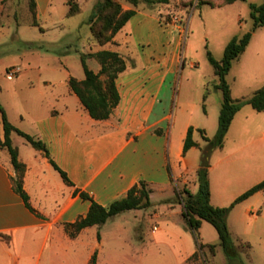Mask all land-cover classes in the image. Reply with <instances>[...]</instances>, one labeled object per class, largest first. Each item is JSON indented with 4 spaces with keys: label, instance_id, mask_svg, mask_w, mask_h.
I'll list each match as a JSON object with an SVG mask.
<instances>
[{
    "label": "crops",
    "instance_id": "crops-1",
    "mask_svg": "<svg viewBox=\"0 0 264 264\" xmlns=\"http://www.w3.org/2000/svg\"><path fill=\"white\" fill-rule=\"evenodd\" d=\"M70 1L35 0L40 25L36 27L31 24L29 0H23L22 20L0 26V67L6 72L12 67H20L22 71L15 80L5 78L0 86V104L11 124L44 142L49 152L48 157L31 145L33 151H29L25 143L21 148L15 144L16 134L12 137L19 149L20 162L26 166L24 190L29 196L31 210L15 192L13 178L17 173L9 155L0 150V234L11 239L10 242L0 240V264H107L110 255L130 248H136L140 253L146 247L148 249L149 243L157 248L178 244L179 251L173 250L175 264H189L197 250L190 243L186 229L182 228L185 219L179 191L187 189L194 195L198 193L197 172L203 151L208 147L204 135L211 138L206 135L205 128L187 122L184 111L180 113V120H176L175 91L168 86L169 78L175 75L173 69L170 67L163 72L155 65L148 70L143 57L133 60L120 53L128 66L117 80L120 103L109 119L97 121L69 86L72 78L85 80L82 63L74 68L66 64L64 69L56 64L48 69L41 68L39 58L45 59L33 57L38 47L27 46L33 45L31 41L18 36V41L30 49L23 53L14 48L7 49V44L1 41L4 30L14 27L19 30L38 28L43 33L46 29L61 28L64 37L74 32L77 35L83 25L66 24V20L85 12V6L91 7L93 13L98 0H75L81 12L72 17L68 16ZM2 2L0 0V11L3 10ZM122 6L125 11L136 12L139 7L129 3ZM90 20L84 23L89 30ZM128 24L111 43L120 45L119 36L127 30ZM244 54L235 63L240 62ZM14 55L18 57H11ZM89 60L96 59H88L87 65ZM179 60L176 57L173 62L181 64ZM88 67L95 73L102 69L101 65L97 70ZM250 115L233 146L229 148L226 137L225 146L211 155L209 178L211 204L215 207H230L240 196L264 181L243 190L238 186L252 173H264V130L255 133L264 126V118ZM235 122L236 117L230 130ZM191 127L195 129L193 140L199 147L184 154ZM199 130L204 135L198 133ZM197 134L202 136V142L196 140ZM51 161L68 175L71 186L64 182ZM141 182L150 191L151 207L125 212L101 227L86 228L76 238H71L66 225L86 217L92 205L90 200L81 198V193L108 207L125 198ZM152 207L156 211L150 214L147 210ZM126 214H133L135 223L132 228L135 242L130 244L124 238L128 230L119 221ZM256 218L262 223H255ZM146 221L156 222L150 241ZM228 225L236 244L242 241L251 245L250 258L258 246L264 247V190L238 204L230 213Z\"/></svg>",
    "mask_w": 264,
    "mask_h": 264
},
{
    "label": "rangeland",
    "instance_id": "rangeland-1",
    "mask_svg": "<svg viewBox=\"0 0 264 264\" xmlns=\"http://www.w3.org/2000/svg\"><path fill=\"white\" fill-rule=\"evenodd\" d=\"M118 1L121 4L127 3L126 0ZM224 1L168 0L164 3L155 4L156 7L140 5L128 24L127 30L120 34L118 41L120 45L111 43L100 46L94 41L89 28L84 25L93 15L91 7L88 6H85L86 11L82 14L66 20V24L75 25L79 23L83 25L77 31V35L74 32L73 35L64 37L61 28L46 29V32L43 33L38 28L23 27L19 30L14 27L4 30L1 41L7 44V49L14 48L20 50V53L30 49L27 47L29 45L25 46L18 41V36H21L23 40L31 41L33 45L38 47L33 57L45 59V61H41L39 58L40 67L44 66L45 69L55 64L62 69L65 68L64 64L73 68L76 65L80 67L82 55L95 54L109 49L121 53L124 57H131L133 60L143 57L145 63H148L146 65L148 70L152 69L150 66L156 65L157 69L165 72L171 67L175 75L169 78L168 86L175 91L174 106L178 115L176 120H180V113L184 111L187 122L193 126L205 128L206 135L213 139L219 130L223 94L215 88L217 79L214 76L208 53L211 52L215 59L222 60L230 41L235 37H242L250 32L254 26L249 4L261 5L264 2V0L238 1L222 8H213L206 4L211 3L220 6ZM177 15L179 19L174 26L172 18ZM79 37H81L80 40ZM176 57H179L181 64L173 62ZM130 62L133 64L132 61ZM88 65L94 70L100 67L96 60H89ZM6 76L5 68L0 67V86L5 82ZM227 81L232 88L234 99L241 101L248 100L255 92L264 87V27L259 29L253 37L241 61L233 64ZM207 87L210 89V94L206 101L205 111L204 95ZM183 103H186V106H183ZM251 113L257 119L264 118V114H259L250 105L243 104L236 115V122L227 136L229 148L233 146L236 136L243 133L245 121L247 118H251ZM262 130H264V126L256 129L255 133L260 134ZM198 133H201L200 130ZM14 138L17 146L23 148L22 144L25 143L27 149L33 151L30 144H27L23 138L16 135ZM195 138L202 142L200 134H197ZM213 154L214 152H212ZM263 180L264 173H252L247 181L238 186L243 190V188H249ZM147 211L153 214L156 208L152 207ZM119 221L128 230L124 236L125 240L128 244L134 243L132 228L135 223L133 214H126L125 218ZM259 222L260 220L256 218L255 223ZM155 225V221H146L145 223L149 241L152 239V230ZM183 225L182 228L183 230L186 229L190 243L192 242L194 249L198 251L199 245L196 235L188 227L186 221ZM201 237L205 244L220 243L216 229L207 222L201 229ZM148 246V249L146 247L140 253L136 248L123 249L110 255L107 264H175L173 250L179 251L180 246L178 244L174 243L173 246L169 245L162 248L151 246V243ZM189 264H230V261L222 248H219L215 259L205 249L199 257L190 261ZM238 264H264V247L258 246L256 250L251 252V258L245 253H240Z\"/></svg>",
    "mask_w": 264,
    "mask_h": 264
},
{
    "label": "trees",
    "instance_id": "trees-1",
    "mask_svg": "<svg viewBox=\"0 0 264 264\" xmlns=\"http://www.w3.org/2000/svg\"><path fill=\"white\" fill-rule=\"evenodd\" d=\"M22 1L23 0H3V10L0 11V26L7 25L12 20L16 23L22 20ZM167 1L168 0H126L127 3L134 7H138L140 4L155 5ZM238 1L247 2V0H225L220 6H215L211 3L206 4L213 8H221L232 5ZM249 5L251 17L254 21L252 30L242 37L233 38L227 45L222 60L219 61L213 57L211 52L208 53L210 63L217 78L215 88L222 92L223 103L220 111L219 130L217 135L213 139H208L205 137L204 132L200 131L204 135V140L208 142V147L203 151L204 157L202 158L200 169L197 172L199 191L196 195L192 194L187 189L179 191L180 202L183 205V218L188 227L196 235L199 245V250L192 257V260L199 257L201 252L205 249H208L210 255L214 258L217 255L219 247L224 250L230 264H238V256L240 253H245L250 257L251 245L242 241H239V244L235 243L229 229L228 219L230 213L238 204L264 190V181L240 196L230 207L220 208L211 204V185L209 178L212 152L217 149H222L225 146L227 134L243 104L250 105L259 113L264 112V87L255 92L248 100L241 101L233 98L231 86L227 81L233 64L246 52L254 33L259 28L264 27V2L261 5L254 3H250ZM69 6V17L76 16L81 12V8L75 0H71ZM28 8L31 13V24L39 27L35 0H29ZM135 14V10L125 11L118 0H100L90 20V31L94 41L100 46L111 43L115 36L125 28ZM33 46L34 45H29V47ZM90 58H94L100 63L102 69L99 73H95L88 67L87 60ZM81 60L85 72V80L79 81L72 78L69 81V86L79 97L94 120H107L111 117L114 109L120 103L117 80L119 75L126 71L128 67L127 60L120 53L112 51H101L95 54L82 55ZM102 77H105V80H103ZM209 94L210 89L207 87L204 95L205 111V103ZM194 131L195 129L193 127L188 131L184 146V154L192 148L199 147L193 140ZM14 134L25 139L35 150L44 152L49 157L46 144L22 132L11 124L5 109L0 104V150L5 151L9 155L11 164L17 173L16 177L13 178L15 192L19 194L26 205L33 210L30 205L29 196L24 190L26 166L20 162L19 149L15 147L12 139ZM51 163L61 174L64 182L68 186H71L72 182L68 175L61 170L54 161H51ZM80 196L84 200H90L92 205L86 217L81 218L75 224L66 225V230L73 239L84 229L94 226L101 227L120 214L151 207L150 191L146 188L144 182L132 188L125 198L113 202L108 207H103L95 203L91 197L85 193H81ZM204 222L211 224L216 229L220 239L219 245H205L201 242L200 229ZM0 240L10 242L11 239L9 236L0 234Z\"/></svg>",
    "mask_w": 264,
    "mask_h": 264
},
{
    "label": "built area",
    "instance_id": "built-area-1",
    "mask_svg": "<svg viewBox=\"0 0 264 264\" xmlns=\"http://www.w3.org/2000/svg\"><path fill=\"white\" fill-rule=\"evenodd\" d=\"M178 15L172 18V23L175 25L178 22ZM20 67H12L7 71V79L9 81L15 80L21 74Z\"/></svg>",
    "mask_w": 264,
    "mask_h": 264
}]
</instances>
